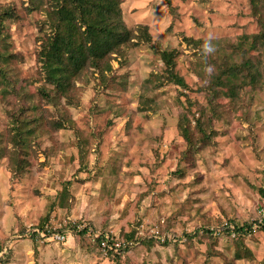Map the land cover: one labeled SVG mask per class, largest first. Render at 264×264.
<instances>
[{
    "label": "rangeland",
    "instance_id": "obj_1",
    "mask_svg": "<svg viewBox=\"0 0 264 264\" xmlns=\"http://www.w3.org/2000/svg\"><path fill=\"white\" fill-rule=\"evenodd\" d=\"M41 1L52 5L0 0L16 16L5 24L17 56L12 94H0V243L11 244L0 264H264V80L238 101L219 90L217 115L203 116L200 91L203 60L223 63L260 31L251 1L124 0L127 27L147 25L153 41L128 49L107 83L87 71L72 104L38 63ZM164 51L187 89L157 87ZM42 226L66 241L32 236ZM105 237L121 247L103 250Z\"/></svg>",
    "mask_w": 264,
    "mask_h": 264
},
{
    "label": "trees",
    "instance_id": "obj_2",
    "mask_svg": "<svg viewBox=\"0 0 264 264\" xmlns=\"http://www.w3.org/2000/svg\"><path fill=\"white\" fill-rule=\"evenodd\" d=\"M51 1L50 8H44L43 1L37 8L42 9L46 15L43 23L44 34L40 37L42 44L38 63L41 65L44 81L52 86L59 97L66 100L68 104L74 101L73 91L76 82L87 71L92 70L99 80L107 83L115 71L113 63L118 62L121 68L126 61L128 49L153 41L147 25H138L135 29L127 27L122 9L124 0ZM250 1L252 13L260 27V31L252 36L250 46H234L230 57H223V63L214 60L213 65L210 66L209 62L203 60V66H201L203 72L200 73V77L204 84L200 87V91L204 92L208 99V105L202 112L203 116L205 111L217 115L221 106L219 90H226L228 99L238 101L243 94L256 92L259 84L264 80V0ZM15 17L13 9H0V94L3 93L5 97L12 94L7 67L17 58L11 51L5 23ZM204 54L202 52V56ZM161 55L167 69L164 76L165 83L159 82L157 87L168 83L187 89L185 79L176 71V53L164 51ZM210 67L212 71L208 73ZM42 95L53 101L45 90L42 91ZM183 118L185 119L186 116ZM24 123L20 122L15 126L20 132L16 135L18 142L15 143L26 142L23 137L28 132ZM180 129L191 146L189 129L184 124H180ZM19 160L25 165L24 158L19 157ZM259 191L264 199V186ZM62 198L64 202H67L66 192L62 194ZM262 222L264 223V220ZM48 228L49 226H42L40 230L46 232ZM262 228L264 229V224ZM234 229L240 237L243 233H251L255 227L250 225ZM82 234L84 235L83 232ZM32 236L40 238L36 232L32 233ZM5 247L7 251L0 261L6 260L10 255L11 244L0 243V250H4ZM237 257L242 258L241 254Z\"/></svg>",
    "mask_w": 264,
    "mask_h": 264
},
{
    "label": "built area",
    "instance_id": "obj_3",
    "mask_svg": "<svg viewBox=\"0 0 264 264\" xmlns=\"http://www.w3.org/2000/svg\"><path fill=\"white\" fill-rule=\"evenodd\" d=\"M34 232L38 233L40 238H48V239H51V240H55L57 242L66 241V235L65 234H62L59 231L51 230V228H48L46 232L41 231L40 229H35V230L32 231V233H34ZM97 238H100V237H97ZM99 241H100V246L102 247L103 250L113 249V246L115 248H120L121 247V244L113 245L110 242V238L109 237L101 238V239H99ZM6 251H7V247H5L4 250H0V258L3 257V255H4V253Z\"/></svg>",
    "mask_w": 264,
    "mask_h": 264
},
{
    "label": "clouds",
    "instance_id": "obj_4",
    "mask_svg": "<svg viewBox=\"0 0 264 264\" xmlns=\"http://www.w3.org/2000/svg\"><path fill=\"white\" fill-rule=\"evenodd\" d=\"M214 51V50H213ZM209 71H210V69H209Z\"/></svg>",
    "mask_w": 264,
    "mask_h": 264
}]
</instances>
